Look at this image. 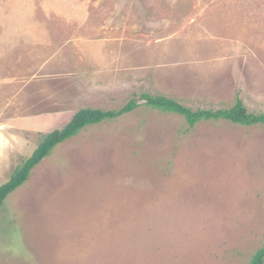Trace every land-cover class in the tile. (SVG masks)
I'll list each match as a JSON object with an SVG mask.
<instances>
[{"label": "rangeland", "instance_id": "374dc122", "mask_svg": "<svg viewBox=\"0 0 264 264\" xmlns=\"http://www.w3.org/2000/svg\"><path fill=\"white\" fill-rule=\"evenodd\" d=\"M145 93L264 114V0H0V186L81 109ZM263 235L264 125L141 104L5 200L0 264H249Z\"/></svg>", "mask_w": 264, "mask_h": 264}, {"label": "trees", "instance_id": "16d2710c", "mask_svg": "<svg viewBox=\"0 0 264 264\" xmlns=\"http://www.w3.org/2000/svg\"><path fill=\"white\" fill-rule=\"evenodd\" d=\"M141 104L162 113L180 115L184 117L190 128L195 127L198 123L209 121H228L235 125L246 127L264 125V114L250 112L240 99L229 109L195 110L174 99L145 93L138 98L130 100L119 110L104 111L84 108L78 111L71 121L61 129L53 130L47 134L33 154L14 172L10 180L0 186V207L12 193L29 180L35 167L49 157L57 146L78 136L84 129L90 126L98 125L105 121H112L130 114L137 110ZM249 264H264V235L262 248L257 251Z\"/></svg>", "mask_w": 264, "mask_h": 264}, {"label": "crops", "instance_id": "0c3cea01", "mask_svg": "<svg viewBox=\"0 0 264 264\" xmlns=\"http://www.w3.org/2000/svg\"><path fill=\"white\" fill-rule=\"evenodd\" d=\"M6 59H7V57H4L3 59H1V64H2V66L5 68V64H6ZM13 62L11 61V64L9 63L8 65H7V68L9 69V70H11L12 69V67H13Z\"/></svg>", "mask_w": 264, "mask_h": 264}]
</instances>
